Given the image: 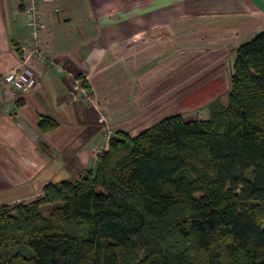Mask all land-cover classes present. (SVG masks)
Returning a JSON list of instances; mask_svg holds the SVG:
<instances>
[{
	"label": "trees",
	"instance_id": "trees-1",
	"mask_svg": "<svg viewBox=\"0 0 264 264\" xmlns=\"http://www.w3.org/2000/svg\"><path fill=\"white\" fill-rule=\"evenodd\" d=\"M233 51L207 119L117 130L94 170L0 203V264H264V29Z\"/></svg>",
	"mask_w": 264,
	"mask_h": 264
},
{
	"label": "crops",
	"instance_id": "crops-1",
	"mask_svg": "<svg viewBox=\"0 0 264 264\" xmlns=\"http://www.w3.org/2000/svg\"><path fill=\"white\" fill-rule=\"evenodd\" d=\"M24 4L0 0V203L94 170L117 130L194 106L202 112L184 119H207L210 102H226L234 47L264 29V0H36L50 61L33 58L35 85L18 91L3 76L34 56ZM167 95L175 110L150 118ZM41 116L55 125L43 129Z\"/></svg>",
	"mask_w": 264,
	"mask_h": 264
},
{
	"label": "built area",
	"instance_id": "built-area-1",
	"mask_svg": "<svg viewBox=\"0 0 264 264\" xmlns=\"http://www.w3.org/2000/svg\"><path fill=\"white\" fill-rule=\"evenodd\" d=\"M36 0H25V9L27 11V20L31 24V34L33 39V49L32 52L36 55H43L39 49L40 44V28H41V20L38 16V11L35 6ZM32 54V53H31ZM21 61L20 65L11 67L6 74L3 76L4 80L15 88L18 91H26L34 87L35 85V77L32 66L26 64L27 58ZM79 90H81V98L84 101H91L89 91L84 86H79ZM87 92V93H86ZM75 98V97H73Z\"/></svg>",
	"mask_w": 264,
	"mask_h": 264
},
{
	"label": "rangeland",
	"instance_id": "rangeland-1",
	"mask_svg": "<svg viewBox=\"0 0 264 264\" xmlns=\"http://www.w3.org/2000/svg\"><path fill=\"white\" fill-rule=\"evenodd\" d=\"M32 54H34V56L32 55L31 57L27 58L26 64H29L30 66H32L33 63L31 62V60L33 58L35 59L36 62H41V63L49 64L48 61H50V58H49L48 54H46V53H44L43 55H36L35 53H32ZM21 61H23V60H21ZM231 62L232 61H230V60L227 61V64H228V67L227 68H230ZM20 63L21 62H19V64ZM81 76H82V74H79L77 77H81ZM78 81H79V83L82 82L80 79ZM172 96H173V94H172ZM172 96L171 95H167V98L164 96V99H161L159 101H154V103L148 108V110H146V113L147 112L149 113V111H153L154 112L152 114V116L149 115V117L150 118H152V117H159L158 115H155V114H159V112L166 113V112H172V111H174L175 108H176V105L179 102L171 100V97ZM87 102H89V101H87ZM180 103H182V102H180ZM160 106H162V108ZM200 112H202V108L200 106H194V108L192 107V108H189V109H184L182 111V113L184 114V117L185 118L198 116V114ZM137 131L134 132V131L131 130L130 132L133 134V133H136ZM112 132H114V131H112ZM5 195L6 194H4V193L1 194V192H0V199L3 198ZM14 202H18V201L16 200ZM14 202H12V203H14ZM51 207H52V205H50V204H46V205L42 206V212L43 213L47 212L49 210V208H51Z\"/></svg>",
	"mask_w": 264,
	"mask_h": 264
}]
</instances>
